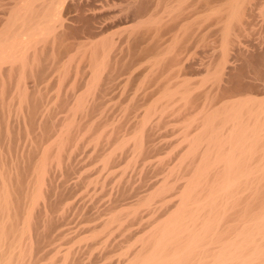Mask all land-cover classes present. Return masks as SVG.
<instances>
[{"label":"bare ground","instance_id":"obj_1","mask_svg":"<svg viewBox=\"0 0 264 264\" xmlns=\"http://www.w3.org/2000/svg\"><path fill=\"white\" fill-rule=\"evenodd\" d=\"M0 264H264V0H0Z\"/></svg>","mask_w":264,"mask_h":264}]
</instances>
